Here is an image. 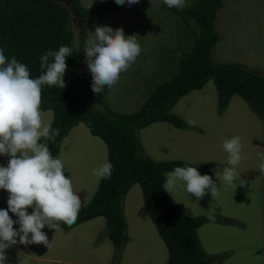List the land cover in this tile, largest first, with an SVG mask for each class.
<instances>
[{
    "label": "rangeland",
    "instance_id": "rangeland-1",
    "mask_svg": "<svg viewBox=\"0 0 264 264\" xmlns=\"http://www.w3.org/2000/svg\"><path fill=\"white\" fill-rule=\"evenodd\" d=\"M55 1L69 11L70 28L74 33L76 46L81 38H84L86 43L87 39L94 35L96 26H110L113 31L123 29L126 36H137L142 53L129 70L121 74V79L115 86L108 89L105 85L99 94L92 91L93 77L85 62L86 53L80 71L89 95L88 104L103 110L95 99L104 95V102L109 109L122 115L135 113L156 86L175 74L181 58L190 51L193 39L189 30L197 29L193 22L182 20L169 9H165L163 0H140L139 3L127 5L119 12L102 18L87 28L85 20L81 19L65 0ZM103 1L105 0H80L86 9ZM195 1L186 0L187 7ZM215 30L219 41L213 48L212 57L216 63H236L264 75V0L224 1L217 13ZM217 103L216 87L211 82L207 83L201 90L182 97L172 109V113L184 121L194 120L196 123L192 126L193 129L178 130L167 123H157L141 130L138 137L144 152L157 162L180 160L210 166L209 175L217 186H220L218 199L214 200L210 192L197 199L187 193L183 185L178 186L175 194L173 191L171 195L177 207L190 217L208 215L207 212L211 208L212 214L218 216H213L216 217L215 225H210L215 232L221 233L220 225L216 223H223L225 218H221L222 216L234 218L235 222L240 218L243 221L250 217L255 224L259 223L260 218V223H264V171L259 167L264 162L260 159L261 154H264V147L254 144V140H264V120L254 114L239 96L231 98L222 115L217 112ZM45 113V120L50 123L52 112ZM235 136L242 137L244 159L237 168V180L229 186L216 178L213 169L222 172L225 167H229L228 154L223 149V143ZM59 150L58 157L64 160L67 176L73 180L74 189L79 194L82 205L84 199L88 203L100 181V178L92 174L93 169L108 161L107 147L80 123L70 130L68 136L60 143ZM8 160V156H0V166H7ZM240 180L244 183L241 184ZM176 195L179 198H176ZM122 206L128 222V236L132 239L130 250L133 253L130 259L139 258L132 264H167V249L147 213L139 185L131 188L124 197ZM0 209H5L1 203ZM251 212L254 216H251ZM13 216L18 218L15 214ZM13 216L10 215L14 221L18 220ZM95 221L97 222L91 226L71 229L67 232V237L66 232L59 226L56 229L46 226L43 231L51 244L50 248L45 244L25 245L18 241V248L14 245L6 250L5 264H37L26 256L49 259L63 257L71 250L68 246L73 248L78 244L80 233V236L88 234V238L92 239V251L87 249L82 252L81 249L73 252L69 258L82 264L87 257L92 259L94 264H119L122 249L117 254L114 245L104 236L105 219L96 218ZM14 228L19 229L17 225H14ZM254 231L249 230L248 226L243 229L232 227L229 233H239L234 235L236 240L230 244L234 237L226 236L220 239L221 245L230 244L232 250L229 253L234 256L236 264H260L258 256L252 255L248 259V255H237L241 249L261 246L256 238L260 233ZM91 233H94L93 238L89 236ZM251 238L256 239L251 242ZM260 252L264 257V250ZM203 253L208 260L213 261V257H210L206 250ZM221 259L220 257L218 260Z\"/></svg>",
    "mask_w": 264,
    "mask_h": 264
},
{
    "label": "trees",
    "instance_id": "trees-1",
    "mask_svg": "<svg viewBox=\"0 0 264 264\" xmlns=\"http://www.w3.org/2000/svg\"><path fill=\"white\" fill-rule=\"evenodd\" d=\"M224 1L196 0L182 11L164 4L165 9L197 27L196 30L188 29L193 39L190 51L181 58L175 74L156 86L135 113L122 115L109 109L104 95L95 99L103 110L88 104V91L80 74L86 43L81 38L76 46L65 6L55 0H0V49L9 59L15 57L26 65L32 78L46 71L41 67L44 53L58 51L63 45L73 49L72 56L66 60V87L45 85L42 89L41 110L52 112L51 127L60 132L55 142L48 141L53 157H58L59 145L70 130L82 123L93 137L104 142L108 161L113 165L111 178L100 179L90 201L81 207L76 222L71 227L58 223L62 229L68 231L90 220L104 218L107 237L117 254L120 253L128 241L122 202L131 188L139 185L147 213L167 249V264H211L204 256L197 229L216 217H187L177 207L172 195L163 189L164 173L176 167H195L201 175H209L210 166L180 160L157 162L144 152L138 134L156 123H167L179 130L193 129L172 113V109L182 97L201 90L210 82L217 90L219 115L226 111L231 98L236 95L264 120V75L240 64L213 60L212 51L219 41L215 20ZM65 2L85 20V28L128 5L127 0L124 5L105 0L86 9L80 0ZM254 144L264 147V140H254ZM222 222L231 223L224 219Z\"/></svg>",
    "mask_w": 264,
    "mask_h": 264
},
{
    "label": "clouds",
    "instance_id": "clouds-1",
    "mask_svg": "<svg viewBox=\"0 0 264 264\" xmlns=\"http://www.w3.org/2000/svg\"><path fill=\"white\" fill-rule=\"evenodd\" d=\"M115 2L124 5L126 0ZM139 2L127 0L128 5ZM163 3L181 11L187 7L186 0H163ZM72 51L63 45L58 51L44 53L41 67L46 71L32 78L26 65L15 57L9 59L0 49V156L9 157L7 166H0V189L9 193L8 208L0 209V264H5L6 250L18 241L25 245L45 244L50 248L43 229L46 226L56 229L59 222L71 227L81 210L82 201L73 180L65 175L64 160L54 158L48 146V141L55 142L60 132L52 129L45 120L46 113L41 110L43 86L66 87V60L72 56ZM84 52L93 77L92 91L99 94L105 85L109 89L120 81L121 74L127 72L141 55L142 47L136 35L126 36L123 29L113 31L110 26H96L94 35L86 41ZM187 123L195 126L196 122L188 120ZM243 147L240 136L224 141L229 167L222 172L213 169L219 181L231 186L237 180V168L244 159ZM260 159L264 161V154ZM259 167L264 171V162ZM112 171V163L105 161L94 168L92 174L100 179H110ZM164 175L163 189L170 196L180 185L197 199L209 192L214 200L220 196V186L212 176L201 175L195 167H176ZM29 208L33 209L31 214ZM9 211L18 220L14 221ZM208 218L213 219L211 211H208ZM17 223L18 230L14 228Z\"/></svg>",
    "mask_w": 264,
    "mask_h": 264
},
{
    "label": "crops",
    "instance_id": "crops-1",
    "mask_svg": "<svg viewBox=\"0 0 264 264\" xmlns=\"http://www.w3.org/2000/svg\"><path fill=\"white\" fill-rule=\"evenodd\" d=\"M174 129H177V128L174 127ZM59 152H60V150H59ZM174 194H175V190H174ZM8 197H9V193L7 191H5V190L0 189V203H1L2 208H5V209L8 208V204H7ZM91 197H92V195H91ZM91 197H90V199H91ZM175 197L179 198L177 195ZM86 204H87V200L84 199V204L82 205V207L85 206ZM28 211L31 214L33 209L29 208ZM208 211H212L211 208ZM182 213L184 215H186L187 217H190L187 214H185L184 212H182ZM207 214H208V212H207ZM9 215H11V217H12L13 213H11L9 211ZM203 216H208V215H203ZM212 216H218V215L212 214ZM251 216H254L252 214V212H251ZM124 217H125V220H126L125 211H124ZM195 217H199V216H195ZM219 217H221V216H219ZM191 218H193V217H191ZM221 218H225L224 220H227V221L234 220V221H231V223H216L217 225H220L221 233L215 232L214 228L211 227V225H210L211 223H212V225H215L214 221L207 222L203 226H201V227H199L197 229V235H198V239L200 241L202 250L203 251L206 250L208 252L207 254L210 257H213V261H210L208 259L207 260L211 264H236L235 261H234V256H232L229 252H231V250H232L230 248L231 247L230 244L236 240V237L234 235H238L239 233H229V230L232 227H239V228L243 229V228H246V226H248L249 230H251L252 232H253V230H255L254 232L260 233L259 236L257 235L256 238L259 240L261 246L247 247V248L241 249L237 253V255L239 257L240 256H244V255H248L249 256L248 259H250L252 257V255L258 256L260 258V264H262L263 261H264V257L262 255V253L260 252V250L261 251L264 250V228H263L264 227V223H260L261 219L259 218L258 219L259 223L255 224V223L252 222V218H250V217L245 218L244 219L245 221L244 220L242 221V218H240V219L236 220V222H235L234 218H226V217H223V216ZM15 219H18V218H15ZM95 222H97V221H95V219H94V220H90L88 222H85L84 224L82 223V224H80L78 226H75V227H81V226H84V225H87V226L90 225L91 226ZM261 222H262V220H261ZM14 225H17L19 227L18 224H14ZM126 225H127L126 226V235L128 237V241L124 244V246L122 248V255H121L120 259H119V264H132V262L136 263L139 260L138 257H134V259H132V260L130 259V255L133 252L130 250V247H131V244H132V239L128 236V230H127L128 222H127V220H126ZM75 227H73V228H75ZM73 228H71V229H73ZM71 229H69L68 231L62 229L63 231L66 232L65 233L66 237H67V232H69ZM81 234L82 233H80L78 238H77L78 244H76V246L73 247V248L68 246V249H71V250L63 257H60L58 259H49V258H40V257L38 258V257H32V256L31 257L30 256H26V257L29 258L30 260H33L37 264H40V263H42V264H82L78 260H74V259L69 258V257H72V253L73 252L79 251L81 249H82V252H83V250L86 252L87 249H89L90 252L92 251V247L90 245L92 239L88 238V234L80 236ZM91 234L92 235H89V236H91L93 238L94 237V233H91ZM141 234L146 235L147 233H141ZM104 236L108 239L107 234H106V230H105ZM226 236L227 237H234V238H232V240H231L230 244H228V246H223V245L220 244V241H221L220 239H222V238H224ZM256 238H251L250 241L253 242ZM205 244H206V246H205ZM15 246L17 247V245H15ZM19 252L22 253V251H20V250H19ZM220 257L222 259L218 260ZM83 264H94V262H92V259L90 260V258L87 257V259L84 260Z\"/></svg>",
    "mask_w": 264,
    "mask_h": 264
}]
</instances>
